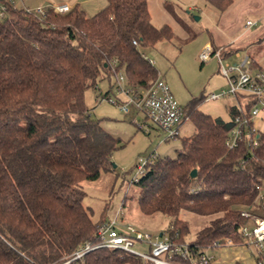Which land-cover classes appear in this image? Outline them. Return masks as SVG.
Returning a JSON list of instances; mask_svg holds the SVG:
<instances>
[{"label":"trees","instance_id":"trees-1","mask_svg":"<svg viewBox=\"0 0 264 264\" xmlns=\"http://www.w3.org/2000/svg\"><path fill=\"white\" fill-rule=\"evenodd\" d=\"M207 1L223 12L235 0ZM173 38L169 25L153 24L148 0H107L94 15L78 6L65 14L53 7L38 14L0 0V264H62L86 245L99 244L98 227L108 221L94 222L83 183L112 168L122 140L93 116L86 92L106 78L112 87L120 71L125 87L151 86L162 78L142 49ZM110 91L102 98L111 101ZM203 99L184 107V122L191 121L194 132L177 155H156L134 180L140 211L170 217L163 235L188 244L195 257L213 256L210 251L228 240L244 242L250 217L242 213L251 211L264 184V133L254 147L248 138L254 123L244 124V139L231 149L226 140L237 105L224 120L203 112ZM186 213L211 218L190 243ZM171 260L189 264L180 255ZM73 264L154 263L96 247Z\"/></svg>","mask_w":264,"mask_h":264},{"label":"rangeland","instance_id":"rangeland-1","mask_svg":"<svg viewBox=\"0 0 264 264\" xmlns=\"http://www.w3.org/2000/svg\"><path fill=\"white\" fill-rule=\"evenodd\" d=\"M12 1L19 8H27L34 2ZM148 2L153 24L158 27L169 25L174 32L172 41H162L154 48L142 49L146 57L154 62L159 77L167 82L174 98L181 106L185 107L192 98L204 96L200 109L227 120L229 106L237 104V100L234 97H222L217 100L207 98L211 93L227 91L229 84L225 76L221 72L218 73L220 70L218 59L213 57L210 61L202 63L200 55L207 43L232 45L235 48L243 46L240 48L241 56L247 51L252 53L256 56L257 64L264 70V0H235L223 12L207 0H148ZM106 4L107 0L90 2L93 12H90L89 8L86 11L89 15H94ZM247 20L256 22L257 25L245 27ZM250 43L252 44L249 50L247 46ZM239 61L240 57L236 56L233 59H224L223 63L227 65ZM119 74H123V71ZM111 83L112 87L108 78L100 80L97 89L87 90L85 101L92 109L93 116L101 121L103 128L120 138L122 144L114 151L112 168L102 171L99 180L83 183L86 192L84 204L92 212V218L97 224L102 219L115 220L121 229L130 224L136 230L153 236L166 234L170 227V217L163 214L145 215L139 209V188L134 182L139 176L137 164L146 161L153 154L175 157L177 151L182 148L183 139L194 132L193 124L187 120L181 127L180 136L168 138L167 133L149 119L145 120L144 113L133 111L129 115L124 113L120 105L127 101V96L118 90L114 76ZM110 89L111 101L102 98ZM258 107L260 111L254 123L257 125V121L260 120L262 122L260 130L264 133V108ZM260 197L263 198L260 203L264 206V184ZM256 216L264 218L263 207ZM184 218L190 226V233L186 237L187 243L193 241L197 232L211 220L210 217L192 213L184 214ZM249 224H253L252 220ZM234 248L238 249V254L233 251ZM134 250L149 253L150 245L137 242ZM210 252L219 264L234 261L244 264L245 255L255 258L257 256L255 246L250 244L248 239H244L241 245L235 244ZM236 257L239 259L236 260Z\"/></svg>","mask_w":264,"mask_h":264},{"label":"built area","instance_id":"built-area-1","mask_svg":"<svg viewBox=\"0 0 264 264\" xmlns=\"http://www.w3.org/2000/svg\"><path fill=\"white\" fill-rule=\"evenodd\" d=\"M70 9L71 7L68 4L53 6V10L60 14H65ZM35 10L38 14L44 13V8H36ZM256 24V22L250 20L246 22V27L251 28ZM134 44L137 45V42L135 41ZM236 55L240 57V61L227 65L223 63L224 57L221 51H216L211 45H207L200 55L202 62H208L216 57L220 65L219 71L225 76L229 84L227 91L219 94L211 93L207 98L217 100L222 97H234L238 100L237 110L239 114L235 117V125L226 140V145L231 149L237 147L244 139V133H246L244 124L254 123L255 117L260 111L258 106L264 108V70L257 67L254 59L249 54L241 56L237 53ZM116 80L119 85L118 90L127 96V101L120 105L124 113L126 112L127 115L131 111L144 113L147 119L167 133L168 138L180 136L181 126L185 120V110L174 98L165 80L159 79L147 88L125 87L127 80L123 74L116 75ZM238 96H244L243 101H240ZM251 100H256V103L247 112L246 108ZM260 136V130L254 125L251 132L248 133L250 144L254 147L258 146ZM155 157L156 154H153L146 161L139 162L138 171L141 173L145 165L152 163ZM262 200L263 198L259 197L251 211L261 210L262 205L260 202ZM251 211L244 210L242 213L243 216L250 217L253 222L252 225L247 224L242 228V234L244 239H248L250 244L255 246L257 264H264V218L253 216ZM123 228H119L115 220L102 223L98 227L97 233L100 239L99 244L97 246L86 245L62 264H73L96 247L122 249L154 264H176L171 260L174 255H180L189 264H215L213 256L207 253L195 257L188 244L171 243L167 235L153 236L136 230L130 224ZM137 242L148 243L150 245L149 253L134 250ZM234 245L232 240H228L227 245L224 247Z\"/></svg>","mask_w":264,"mask_h":264},{"label":"crops","instance_id":"crops-1","mask_svg":"<svg viewBox=\"0 0 264 264\" xmlns=\"http://www.w3.org/2000/svg\"><path fill=\"white\" fill-rule=\"evenodd\" d=\"M93 3V2H96V0H34V2H32V4L31 5H28V7H29V9H36V8H39V7H41V8H46V7H53V6H56V5H62V4H68L71 8L72 7H74V6H78V7H80L81 9H83L86 13H87V11L86 10H88L87 8H89V10H90V12H93V10H92V6L91 5H89V3ZM24 6H27V5H24ZM27 7V8H28ZM88 14V13H87ZM89 15V14H88ZM247 21H250V20H247ZM246 21V22H247ZM246 22H245V27H246ZM158 27V26H157ZM160 27V26H159ZM260 34H262V33H260ZM258 37V36H257ZM260 42V41H259ZM259 42H258V44H259ZM263 42V41H262ZM264 43V42H263ZM251 44L252 43H250V44H248V49L250 50V47L249 46H251ZM207 45H211L213 48H218L217 50H220L221 51V54H223V50L224 51H226V50H229L228 52H226L225 54H224V58L225 59H233V58H235L237 55V53H239V54H241L240 53V48H243V46L241 47H233L232 45H214V43L212 44H210V43H207ZM244 48H246L245 46H244ZM246 54H250L252 57H256L255 55H253L252 53H249L248 51H247V53ZM239 57V56H238ZM211 60V59H210ZM209 60V61H210ZM255 60H256V58H255ZM202 63H206V62H202ZM257 64V63H256ZM258 65V64H257ZM258 67L259 68H261L259 65H258ZM262 69V68H261ZM218 73H220V71L218 70ZM227 81V80H226ZM228 82V81H227ZM236 100H237V98H235ZM238 102V101H237ZM238 104V103H237ZM237 104H235V105H231V106H229V118L227 119V120H229L230 119V108L231 107H233V106H236ZM211 115V114H210ZM213 116V115H212ZM213 117H220V116H213ZM220 118H222V117H220ZM223 119V118H222ZM224 120H226V119H224ZM185 124V122L182 124V126L181 127H183V125ZM257 125H255V123H254V125L256 126V128H258L259 130H260V127H261V124H262V122L260 121V120H258L257 121V123H256ZM261 131V130H260ZM238 249H240V247L238 248ZM238 249L237 248H234L233 249V251L234 252H236V254H238L237 253V251H238ZM240 253V252H239ZM213 255V254H212ZM214 256V255H213ZM243 256V255H242ZM245 257L246 258H244V264H257V261H256V258L255 257H250L249 255H245ZM214 258H215V256H214ZM242 258V259H243ZM236 260H238L239 258L238 257H236L235 258ZM235 262V261H234ZM231 262V263H229V264H236V263H238V262ZM215 264H219L218 262H217V260L215 259ZM222 264V263H221Z\"/></svg>","mask_w":264,"mask_h":264},{"label":"water","instance_id":"water-1","mask_svg":"<svg viewBox=\"0 0 264 264\" xmlns=\"http://www.w3.org/2000/svg\"><path fill=\"white\" fill-rule=\"evenodd\" d=\"M197 19H199V18L197 17ZM191 176L195 178L197 176V170H193L191 172Z\"/></svg>","mask_w":264,"mask_h":264}]
</instances>
